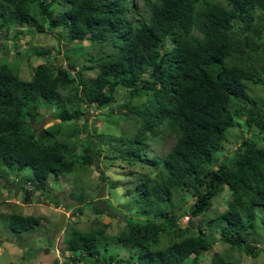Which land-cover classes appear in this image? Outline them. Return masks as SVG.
I'll use <instances>...</instances> for the list:
<instances>
[{"label": "trees", "instance_id": "trees-1", "mask_svg": "<svg viewBox=\"0 0 264 264\" xmlns=\"http://www.w3.org/2000/svg\"><path fill=\"white\" fill-rule=\"evenodd\" d=\"M141 1L142 11L134 0H0V38L2 31L12 30L16 40L22 28L58 27L66 43L87 40L106 47L78 68L70 62L39 64L30 80L19 76L18 66L0 64L2 175L28 168L31 173L22 178L30 187H17V197L28 203L41 190L55 206L58 200L43 191L46 179L51 173L74 176L68 197L82 213L80 174L103 150L87 129L88 109H105L121 92L119 107L126 111L116 116H131L135 127L120 133L129 161L160 169L157 177L135 185V203L151 218L126 222L116 235L118 243L135 250L131 257H117L102 243L109 227L104 222L89 230L64 229L63 249L70 254L51 264H241L233 252H261L251 236L259 223L264 229V147L239 132L234 156L217 165L215 160L237 124L264 135V96L251 93L264 86V0ZM59 4L67 6L55 11ZM86 69H96L95 76L85 78ZM42 111L52 121L38 127L32 118L40 120ZM165 136L173 139L166 154L146 159L147 142ZM105 177L102 172L100 180ZM223 191L225 208L206 216ZM180 193L193 198L184 214L187 227L175 212L186 203H176ZM8 219L9 230L21 233L44 217L13 212ZM216 243L226 247L219 250Z\"/></svg>", "mask_w": 264, "mask_h": 264}, {"label": "rangeland", "instance_id": "rangeland-1", "mask_svg": "<svg viewBox=\"0 0 264 264\" xmlns=\"http://www.w3.org/2000/svg\"><path fill=\"white\" fill-rule=\"evenodd\" d=\"M63 2V1H61ZM136 7L142 11L144 9L141 0H134ZM67 5L59 4L55 11L61 10ZM24 33L16 40L11 38L12 30L9 32L2 31L0 38V64L7 63L11 67L18 66L19 76L30 80L32 70L39 64L48 62L50 66L65 65L67 62L77 65H88L91 61L89 57L95 53L105 50L106 47L91 45L87 40L81 42L74 41L66 43L63 38H59V28L51 30L44 29L42 32H27L22 28ZM76 68L74 71H76ZM96 69L85 70V78L94 77ZM119 92L117 101L113 102L103 110L95 108L88 109L87 129L91 134V139L103 146L101 154L95 158L93 165L85 173H81L80 182L85 191V201L81 208L82 213L77 212L80 205L77 201L68 197V190L74 184V176H64L50 174L46 179L45 193L51 194L58 200L59 205L52 202L42 193L41 190H35L30 202H21L16 193L21 184L26 185L25 173H29L28 168L18 175L9 174L6 178L3 174V167L0 166V264H51L56 258L62 262L69 251L63 249V231L64 229L77 228L80 230H89L101 227L102 223L109 222V227L102 240V243L109 246L110 252L115 253L117 257H131L135 250L118 243L116 235L125 226L126 222L134 220H143L151 218V214L144 211L141 206L135 203L137 191L136 183L141 178H155L159 175V166L149 165L144 161L134 159L129 161L128 157L132 156L126 149V142L120 140V133H130L135 128L130 119H120L116 113L124 112L125 109L119 107L122 96ZM251 93L264 96V86H255L251 88ZM114 110L115 116L106 118L105 112ZM40 120L32 118L34 124L42 127L47 122H51L50 112L42 111ZM54 121V120H53ZM242 133L245 137L254 140L258 145L264 147L263 133L258 128L252 126L249 130L244 125H239L231 130V140L225 144L220 151V155L215 160V165L232 158L237 149V136ZM79 135L77 144L82 142V136ZM173 139L165 136L161 139L150 140L143 150V156L146 159L152 157H163ZM80 150V147L79 149ZM104 174L101 181L100 176ZM31 173V172H30ZM26 176V175H25ZM22 178V179H21ZM21 179L20 182L16 181ZM115 183V186L112 185ZM3 184V185H2ZM82 186L80 189L82 190ZM76 190V189H75ZM79 191L76 190V194ZM87 193V194H86ZM95 197L94 205L88 203ZM97 196V197H96ZM228 193L223 191L218 194L213 205L206 213L211 216L225 208ZM186 200L185 205L177 206L175 212L182 213L179 223L187 227L188 205L193 198L180 193L176 198V203ZM95 205L100 206L106 212L94 213ZM13 212L24 215L43 216L41 224L29 231L15 233L9 230L8 218ZM64 213V219L61 227L56 230V225L61 214ZM46 217V219H45ZM95 221L99 223L96 224ZM259 223L256 232L252 237V242L258 244L261 252L256 257H251L245 253L233 252L240 259L241 264L262 263L264 264V229ZM226 246L222 243H216L215 248L221 250ZM72 264V263H70ZM77 264H91L89 262H78Z\"/></svg>", "mask_w": 264, "mask_h": 264}, {"label": "water", "instance_id": "water-1", "mask_svg": "<svg viewBox=\"0 0 264 264\" xmlns=\"http://www.w3.org/2000/svg\"><path fill=\"white\" fill-rule=\"evenodd\" d=\"M64 216H65V214L62 213L61 216H60V219H59L58 222H57L56 230H58V229L61 227V225H62V223H63Z\"/></svg>", "mask_w": 264, "mask_h": 264}, {"label": "clouds", "instance_id": "clouds-1", "mask_svg": "<svg viewBox=\"0 0 264 264\" xmlns=\"http://www.w3.org/2000/svg\"><path fill=\"white\" fill-rule=\"evenodd\" d=\"M187 217V216H186ZM187 219H188V217H187Z\"/></svg>", "mask_w": 264, "mask_h": 264}]
</instances>
